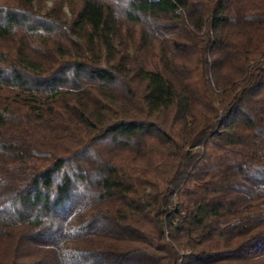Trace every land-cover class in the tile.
Wrapping results in <instances>:
<instances>
[{"label": "trees", "instance_id": "obj_1", "mask_svg": "<svg viewBox=\"0 0 264 264\" xmlns=\"http://www.w3.org/2000/svg\"><path fill=\"white\" fill-rule=\"evenodd\" d=\"M0 264H264V0H0Z\"/></svg>", "mask_w": 264, "mask_h": 264}]
</instances>
